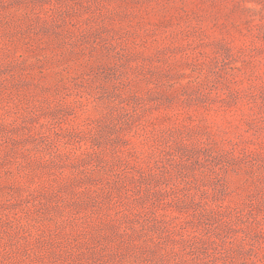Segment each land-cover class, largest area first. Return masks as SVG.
I'll list each match as a JSON object with an SVG mask.
<instances>
[{
	"label": "rangeland",
	"instance_id": "obj_1",
	"mask_svg": "<svg viewBox=\"0 0 264 264\" xmlns=\"http://www.w3.org/2000/svg\"><path fill=\"white\" fill-rule=\"evenodd\" d=\"M0 264H264V0H0Z\"/></svg>",
	"mask_w": 264,
	"mask_h": 264
}]
</instances>
